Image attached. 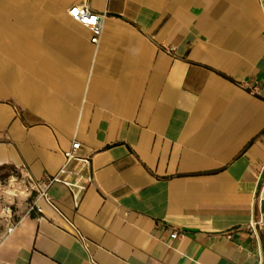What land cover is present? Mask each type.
I'll use <instances>...</instances> for the list:
<instances>
[{
	"label": "crops",
	"instance_id": "0c3cea01",
	"mask_svg": "<svg viewBox=\"0 0 264 264\" xmlns=\"http://www.w3.org/2000/svg\"><path fill=\"white\" fill-rule=\"evenodd\" d=\"M5 167L0 264H264V0H0Z\"/></svg>",
	"mask_w": 264,
	"mask_h": 264
},
{
	"label": "built area",
	"instance_id": "2783aa9c",
	"mask_svg": "<svg viewBox=\"0 0 264 264\" xmlns=\"http://www.w3.org/2000/svg\"><path fill=\"white\" fill-rule=\"evenodd\" d=\"M69 16L74 22L79 23L80 25L86 27L87 29L91 31L92 33L91 42L94 45L97 46L100 43V40L103 34V29H104L105 15L96 14L93 11H91V9L87 6H74L69 9ZM168 51L173 52V48H169ZM80 149H81V144L77 141H74L71 149L65 153L66 166H68L72 161L80 160V157L78 155V152L80 151ZM82 161L86 165L89 164L88 159H83ZM62 173H65V168L62 170ZM52 182H59V179L54 178ZM89 182H91V178H89ZM65 185L69 187V189H71L73 196H74V200H75V206L78 207L80 193L83 192L86 188L80 185L79 182L77 183L65 182ZM40 197L45 199L49 205L54 207L47 193V189L43 190L40 193ZM250 228L252 231L256 232L257 229L264 228V223L261 220L255 223L253 222ZM13 229L14 227L10 228L9 232H12ZM180 236H183V235L177 232H174L172 234V238L174 239Z\"/></svg>",
	"mask_w": 264,
	"mask_h": 264
},
{
	"label": "rangeland",
	"instance_id": "374dc122",
	"mask_svg": "<svg viewBox=\"0 0 264 264\" xmlns=\"http://www.w3.org/2000/svg\"><path fill=\"white\" fill-rule=\"evenodd\" d=\"M30 193L28 184L21 179L19 171L12 167L0 169V233L9 219V213L26 201Z\"/></svg>",
	"mask_w": 264,
	"mask_h": 264
},
{
	"label": "trees",
	"instance_id": "16d2710c",
	"mask_svg": "<svg viewBox=\"0 0 264 264\" xmlns=\"http://www.w3.org/2000/svg\"><path fill=\"white\" fill-rule=\"evenodd\" d=\"M1 169V168H0Z\"/></svg>",
	"mask_w": 264,
	"mask_h": 264
}]
</instances>
